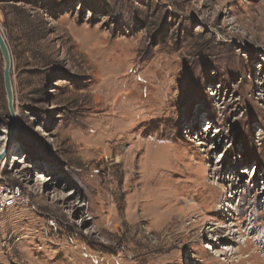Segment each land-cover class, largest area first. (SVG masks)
<instances>
[{
	"label": "rangeland",
	"instance_id": "rangeland-1",
	"mask_svg": "<svg viewBox=\"0 0 264 264\" xmlns=\"http://www.w3.org/2000/svg\"><path fill=\"white\" fill-rule=\"evenodd\" d=\"M0 264H264V0H0Z\"/></svg>",
	"mask_w": 264,
	"mask_h": 264
},
{
	"label": "water",
	"instance_id": "water-1",
	"mask_svg": "<svg viewBox=\"0 0 264 264\" xmlns=\"http://www.w3.org/2000/svg\"><path fill=\"white\" fill-rule=\"evenodd\" d=\"M0 54L3 60V83L6 91L7 105L13 119V90L10 77L11 55L5 38L0 29ZM1 157V155H0Z\"/></svg>",
	"mask_w": 264,
	"mask_h": 264
},
{
	"label": "built area",
	"instance_id": "built-area-1",
	"mask_svg": "<svg viewBox=\"0 0 264 264\" xmlns=\"http://www.w3.org/2000/svg\"><path fill=\"white\" fill-rule=\"evenodd\" d=\"M25 201L24 195L17 185L0 184V214L15 204H21Z\"/></svg>",
	"mask_w": 264,
	"mask_h": 264
},
{
	"label": "bare ground",
	"instance_id": "bare-ground-1",
	"mask_svg": "<svg viewBox=\"0 0 264 264\" xmlns=\"http://www.w3.org/2000/svg\"><path fill=\"white\" fill-rule=\"evenodd\" d=\"M14 96V95H13ZM1 158V157H0Z\"/></svg>",
	"mask_w": 264,
	"mask_h": 264
}]
</instances>
